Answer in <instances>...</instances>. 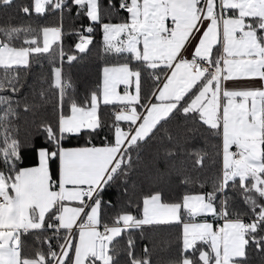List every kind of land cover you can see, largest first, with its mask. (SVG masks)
Returning <instances> with one entry per match:
<instances>
[{"label": "snow or ice", "instance_id": "1", "mask_svg": "<svg viewBox=\"0 0 264 264\" xmlns=\"http://www.w3.org/2000/svg\"><path fill=\"white\" fill-rule=\"evenodd\" d=\"M19 11L53 22L0 26V264H152L136 233L172 225L171 264H264V86H226L264 81V0H31ZM97 30L116 62L77 99L63 65L91 54ZM42 57L51 80L37 91L27 74ZM50 96L54 120L41 115ZM81 135L86 146H65ZM205 137L214 152L197 147ZM29 156L38 166H21ZM216 160L211 191L163 199L173 174L195 183L189 170ZM144 181L156 187L137 200Z\"/></svg>", "mask_w": 264, "mask_h": 264}, {"label": "trees", "instance_id": "2", "mask_svg": "<svg viewBox=\"0 0 264 264\" xmlns=\"http://www.w3.org/2000/svg\"><path fill=\"white\" fill-rule=\"evenodd\" d=\"M31 0H14L13 4L9 7L0 5V26L5 24H30L33 27H38L40 25H45L53 22L52 17H40L35 14L32 16H25L19 11V6L30 4ZM81 21H76L75 26L79 27ZM87 23V21H83ZM67 25V21H66ZM77 37L75 35L70 38L65 39L66 49L68 46L74 45ZM95 47L92 48V52L89 56L83 59L73 62L72 64L64 63L63 70L65 74L69 77L72 82L73 88L71 89V94L77 99L82 98L86 95V90L93 89L100 80L101 69L106 63H115L116 58L107 56L102 51L101 40L102 36L99 30L95 34ZM42 79H46L50 82L51 80V65L47 61V57L40 58L39 63H34L27 74V85L30 87H35L37 91L41 87L47 88L48 85L40 83ZM29 88H25L24 91L28 92ZM36 102L39 103V98H36ZM55 103V97H49V103L46 104L41 112V115L46 116L54 120L53 115V104ZM104 111H110V108H105ZM24 120L21 121V131L23 133L24 129L28 127ZM103 133L101 136L95 137L91 142L93 144L99 145L102 141ZM111 137H109L110 139ZM207 141V146L205 144ZM88 137L86 135H81L79 139L74 137H69L65 142V146H76V145H87ZM219 141L214 138L205 137L204 139L197 140V147L205 148L209 153L214 152L213 145L218 144ZM36 163V159L29 156L28 159L22 161L21 166L33 165ZM206 167L201 170H189L190 175L195 183H190L185 185L182 183L183 177L172 175L170 180H168L164 185H162L163 199L168 202L179 200L183 194L187 192H208L212 190L210 179L216 174L218 170L219 161L216 160L214 163L212 161H205ZM159 166L164 167L163 161L160 162ZM138 173L132 174V179L136 180ZM205 181H208L205 183ZM203 183L204 186L200 187ZM156 186L152 183L144 181L141 185L142 191L137 192L136 199L139 200L143 195H147ZM113 193L117 192V189L112 190ZM111 198L114 205L113 208L108 210L109 217L114 215L116 210L120 208L118 196L113 195L111 197H106V199ZM134 211L138 214V210L134 208L128 209ZM181 226H159L152 227L146 226L143 232V238H141L139 233H136L137 237V253L143 255V249L145 246L148 247L150 252V259L152 264H171V262L176 259L180 253L181 240H180ZM26 245L31 248L34 246V236L28 234L23 237ZM125 241L121 239L119 245L121 248L124 247ZM255 264H259L257 259Z\"/></svg>", "mask_w": 264, "mask_h": 264}, {"label": "crops", "instance_id": "3", "mask_svg": "<svg viewBox=\"0 0 264 264\" xmlns=\"http://www.w3.org/2000/svg\"><path fill=\"white\" fill-rule=\"evenodd\" d=\"M195 41H193V47L195 45ZM193 47H189L188 51L185 53V56L191 58V53L193 51ZM226 86L231 89H240V88H258L264 86V81L260 79H241L237 81H228L226 82ZM79 146H86V145H76V146H66V147H79ZM38 166V160L33 165L23 166V167H35ZM182 230V229H181Z\"/></svg>", "mask_w": 264, "mask_h": 264}, {"label": "rangeland", "instance_id": "4", "mask_svg": "<svg viewBox=\"0 0 264 264\" xmlns=\"http://www.w3.org/2000/svg\"><path fill=\"white\" fill-rule=\"evenodd\" d=\"M105 66V65H104ZM103 68V67H102Z\"/></svg>", "mask_w": 264, "mask_h": 264}, {"label": "built area", "instance_id": "5", "mask_svg": "<svg viewBox=\"0 0 264 264\" xmlns=\"http://www.w3.org/2000/svg\"><path fill=\"white\" fill-rule=\"evenodd\" d=\"M111 110V109H110Z\"/></svg>", "mask_w": 264, "mask_h": 264}]
</instances>
